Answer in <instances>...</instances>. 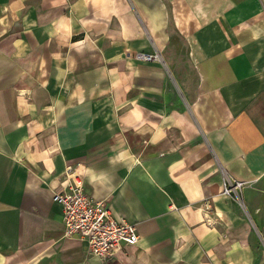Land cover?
Returning a JSON list of instances; mask_svg holds the SVG:
<instances>
[{
	"label": "crops",
	"instance_id": "1",
	"mask_svg": "<svg viewBox=\"0 0 264 264\" xmlns=\"http://www.w3.org/2000/svg\"><path fill=\"white\" fill-rule=\"evenodd\" d=\"M66 173L136 245L64 237ZM0 264H264V0H0Z\"/></svg>",
	"mask_w": 264,
	"mask_h": 264
},
{
	"label": "built area",
	"instance_id": "2",
	"mask_svg": "<svg viewBox=\"0 0 264 264\" xmlns=\"http://www.w3.org/2000/svg\"><path fill=\"white\" fill-rule=\"evenodd\" d=\"M137 58L145 62H160V53L139 54ZM222 194L226 197L237 195L243 183L229 179L222 173ZM63 187L54 192V200L62 208L64 237L82 242L87 256L104 261L113 260L116 255L137 244L139 236L136 227L123 218L115 217L107 200L90 198L80 180L72 174H64Z\"/></svg>",
	"mask_w": 264,
	"mask_h": 264
}]
</instances>
